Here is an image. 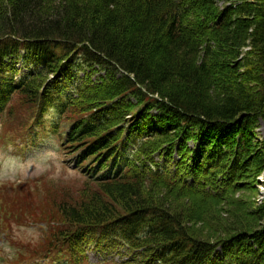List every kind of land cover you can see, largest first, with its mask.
Here are the masks:
<instances>
[{"label": "trees", "instance_id": "trees-1", "mask_svg": "<svg viewBox=\"0 0 264 264\" xmlns=\"http://www.w3.org/2000/svg\"><path fill=\"white\" fill-rule=\"evenodd\" d=\"M15 95L82 182L40 201L53 264H264V202L205 237L188 216L264 169V0H0V115Z\"/></svg>", "mask_w": 264, "mask_h": 264}, {"label": "rangeland", "instance_id": "rangeland-1", "mask_svg": "<svg viewBox=\"0 0 264 264\" xmlns=\"http://www.w3.org/2000/svg\"><path fill=\"white\" fill-rule=\"evenodd\" d=\"M219 6L222 8L224 4L220 3ZM32 115L33 109L23 106L16 95L0 115V184H3L4 188L0 193V204L7 209V215H11L7 217L9 224L6 223L5 227L0 229V231L10 229L9 232H4V235H0V251L9 263V259L16 256V244H19L26 247L25 256L19 257L23 264H51L46 258L49 255L47 251L43 246H39L42 241L39 237L41 229L35 221L44 219L45 216L40 201L47 195L53 200L60 197L78 198L79 195H83L82 182L79 181L78 173L66 164L68 158L62 151H58L56 135L39 133L35 146L30 149L29 136L35 129L34 126L29 128ZM257 126L253 130V136L257 137L253 140L252 149L263 151L264 125L259 123ZM20 144L22 146H19ZM189 147L195 148L191 143ZM63 160L65 162H62ZM156 161L163 162L159 157H156ZM25 186L32 189L20 190ZM239 190L232 198L214 207H207L205 210L196 205L188 207L190 209L188 216L191 218L189 227L195 228L201 236H210L219 233L222 225L217 223L218 220L222 223L229 222L227 219L233 214L246 215L247 210H251L252 213L264 202V169L257 172V169L252 168ZM24 196L25 199L26 196L30 198V204L25 205L20 200ZM13 198L21 202H16ZM177 203L183 209L187 206L185 201ZM186 212L188 213V210ZM103 257L106 260L101 263L104 261ZM122 258L117 252L106 256L87 250L85 260L81 264H121L124 261Z\"/></svg>", "mask_w": 264, "mask_h": 264}]
</instances>
